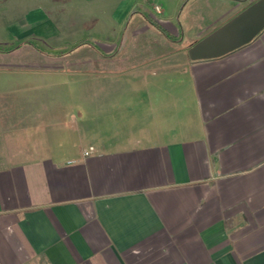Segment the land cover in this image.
<instances>
[{"label": "crops", "instance_id": "crops-1", "mask_svg": "<svg viewBox=\"0 0 264 264\" xmlns=\"http://www.w3.org/2000/svg\"><path fill=\"white\" fill-rule=\"evenodd\" d=\"M255 1L0 14V264H264V29L188 52Z\"/></svg>", "mask_w": 264, "mask_h": 264}, {"label": "water", "instance_id": "water-1", "mask_svg": "<svg viewBox=\"0 0 264 264\" xmlns=\"http://www.w3.org/2000/svg\"><path fill=\"white\" fill-rule=\"evenodd\" d=\"M264 29V0L248 7L189 47L192 60L228 54L252 41Z\"/></svg>", "mask_w": 264, "mask_h": 264}, {"label": "rangeland", "instance_id": "rangeland-1", "mask_svg": "<svg viewBox=\"0 0 264 264\" xmlns=\"http://www.w3.org/2000/svg\"><path fill=\"white\" fill-rule=\"evenodd\" d=\"M43 0H0V14L2 13H7V11H11V7H14V11L15 10H18L20 11L19 13L22 14L23 11L26 9L27 6H30L32 4H36V3H39V2H42ZM58 0H56L57 2ZM52 3V2H51ZM16 12V11H15ZM70 48L69 50L67 49H64V50H67V51H72L73 49H71V47H68ZM52 51H63L62 48H56V47H52L51 48ZM85 50L83 49H80V52H84ZM53 82V81H52ZM51 110L53 111L52 113H49L51 112ZM51 110L47 111L44 113V114H47V118H63L64 116H67L68 112H70L68 109H55V108H51ZM72 110V109H71ZM56 112V113H54Z\"/></svg>", "mask_w": 264, "mask_h": 264}, {"label": "built area", "instance_id": "built-area-1", "mask_svg": "<svg viewBox=\"0 0 264 264\" xmlns=\"http://www.w3.org/2000/svg\"><path fill=\"white\" fill-rule=\"evenodd\" d=\"M155 8L158 12H161V7L159 5H156Z\"/></svg>", "mask_w": 264, "mask_h": 264}]
</instances>
